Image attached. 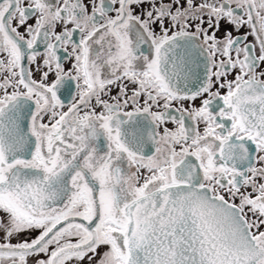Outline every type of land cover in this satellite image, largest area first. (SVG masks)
I'll return each mask as SVG.
<instances>
[{"label": "snow or ice", "instance_id": "6c2138e0", "mask_svg": "<svg viewBox=\"0 0 264 264\" xmlns=\"http://www.w3.org/2000/svg\"><path fill=\"white\" fill-rule=\"evenodd\" d=\"M0 264H264V0H0Z\"/></svg>", "mask_w": 264, "mask_h": 264}]
</instances>
